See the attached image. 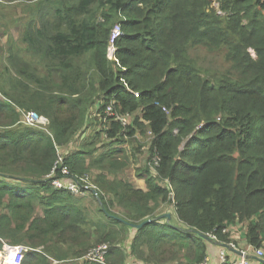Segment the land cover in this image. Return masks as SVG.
Here are the masks:
<instances>
[{"label":"trees","instance_id":"obj_1","mask_svg":"<svg viewBox=\"0 0 264 264\" xmlns=\"http://www.w3.org/2000/svg\"><path fill=\"white\" fill-rule=\"evenodd\" d=\"M34 1L20 30L28 46L12 53L0 73V251L22 244L29 247L22 264H57L109 243L106 262L84 264H124L123 244L135 230V259L198 264L208 254L202 234L236 241L224 233L233 224L246 227L253 255L264 249V0H216L222 14L213 0ZM118 22L124 36L112 60L109 38ZM192 46L223 55L224 72L199 66L200 54L189 56ZM113 100L120 114L141 110L136 126L153 133L147 190L120 175L135 163L130 154L108 152L88 162L96 141L71 149L101 114L108 116ZM20 111L49 123L22 125ZM105 131L107 140L123 144L136 133L118 121ZM60 153L70 176L58 171L54 178L67 183L96 171L93 182L107 192L93 193L96 218L53 184ZM165 211L173 222L160 218ZM148 219L154 221L141 228L129 224Z\"/></svg>","mask_w":264,"mask_h":264},{"label":"rangeland","instance_id":"obj_2","mask_svg":"<svg viewBox=\"0 0 264 264\" xmlns=\"http://www.w3.org/2000/svg\"><path fill=\"white\" fill-rule=\"evenodd\" d=\"M34 0H0V73H3L6 68V63L8 62V58L12 53L16 54V52H22L19 49L25 48L28 45L22 44L20 42L21 37V29H23L30 20L31 12H28V6L30 4H33ZM35 2V1H34ZM211 7H215L218 10V14H222V11L220 10L219 3L216 0H213V3L211 4ZM264 13V10H263ZM124 36V34H123ZM122 36V37H123ZM121 37V38H122ZM206 41H203V44H205ZM193 44V43H192ZM195 45V44H193ZM197 46V45H195ZM195 46H192L189 49V56L193 57L194 59H197V55L200 54V58H198V64L202 68L206 70V67L213 69L218 68V71L220 74L224 72L222 68H219L222 62H224L223 55H218L216 53L210 54L207 52V49L203 47V49L196 50ZM250 53L254 58H257V52L255 49H249ZM116 52V51H115ZM115 52L111 53L109 57L114 60L115 59ZM208 60H205V59ZM210 71V70H209ZM206 74V71L203 73ZM223 76V75H220ZM233 78V77H231ZM131 88V86H130ZM132 89V88H131ZM108 110V107L106 109V112ZM35 112V111H33ZM20 113L23 114L26 113L23 111H20ZM39 114V113H38ZM135 115H141V110L134 113ZM41 115V114H40ZM118 121V120H114ZM99 124L95 126H91L86 133L84 134L83 138L82 135H79L76 138V142L73 143L71 149L80 150L84 144H87L89 141L93 143L96 141L95 147L97 148L96 151H93V153L89 154L87 157V161L91 162L94 159L98 158L103 153L113 152L115 158H124L128 154H130L131 158L135 161L134 164H132L127 170L121 171L120 175L126 179L131 181V183L138 189H144L147 190V176L144 173V166L146 165V162L148 161V157L151 155L149 154L151 150L150 142H151V136L149 134L143 135L141 133V130L137 127V131L134 135H126L127 142L125 144L121 142H110L107 140V133L106 128L110 129V124L113 121H110L106 119V116L103 114L100 115V118L98 119ZM204 122H201L198 127L202 126ZM18 127V126H16ZM1 128V127H0ZM47 129V128H45ZM101 134L99 137L98 135ZM95 139H90V138ZM98 138V139H96ZM104 142L106 145L104 148L99 147L100 144ZM184 144L182 145V148H184ZM63 153V152H62ZM135 154L136 156H133ZM87 162V163H88ZM149 164V163H148ZM96 171L91 172L88 174L90 177H86L88 181L91 182L92 186H94V191L89 192L88 194H82V195H74V198L77 200H80L82 204L87 208L89 213L91 214V217H97L96 212L99 210V200L95 198L93 193H103L104 195L107 193L102 187H99L95 182H93L94 174ZM162 184H165L162 182ZM73 196V195H71ZM79 201V202H80ZM114 212L117 214L123 215L125 217L128 216L129 212L127 210H124L121 207H117L113 209ZM164 211V208L161 210V212ZM163 212L161 215L165 214ZM165 218V217H162ZM172 222V218L170 219ZM183 226V225H181ZM211 233V232H209ZM224 233H231L235 236L236 241L232 240L231 242L237 243L240 246H245V234H246V227H240V224H233L228 225L226 231ZM208 234V233H207ZM129 241V239H128ZM128 241H124L123 247L125 251L127 252L129 250L128 248ZM109 244V243H106ZM27 247V246H26ZM96 247V246H94ZM93 247V248H94ZM91 248L87 255L90 253V251L93 249ZM190 252V251H189ZM1 254V252H0ZM85 255L81 259L68 261V262H59L60 264H84L86 261ZM148 256V255H147ZM182 256H180L181 258ZM135 258V257H133ZM179 258V259H180ZM178 259V260H179ZM138 260V259H137ZM133 261L132 258L128 257L127 263ZM1 263V262H0ZM4 264V262H3ZM148 264H154V263H148Z\"/></svg>","mask_w":264,"mask_h":264},{"label":"built area","instance_id":"obj_3","mask_svg":"<svg viewBox=\"0 0 264 264\" xmlns=\"http://www.w3.org/2000/svg\"><path fill=\"white\" fill-rule=\"evenodd\" d=\"M128 2H132L133 0H127ZM123 26L120 22L116 23L111 30V35L109 38V55L118 49V41L123 36ZM116 53V52H115ZM124 84V89L128 92L133 93L135 96H139L140 92H133V89L130 88L129 83L126 79L121 80ZM115 102L112 101L111 105L108 107L106 119L110 121L118 120L125 127H133L137 131V126L134 122L135 114H120L116 111ZM49 123L47 117L38 114L37 112L30 111L28 113L23 114V118L21 121L22 125L36 127V128H44ZM151 136L150 146L152 145V137L153 133L150 131L148 133ZM155 165H158L159 158L158 155H155L153 161ZM150 163V168L156 173V168ZM58 171H61L62 174L66 176H70V169L65 163L64 155L62 153L59 154L56 165L52 171L51 177L57 174ZM53 184L56 187L67 190L71 195H82L88 194L89 192L94 191V186H92L91 182L88 181L86 177H74L73 180L64 183L60 178L56 177L53 179ZM227 229V228H226ZM224 230V232L226 231ZM210 238V241L217 245V261L212 263L211 258L207 255L201 262L198 264H264L262 262H258L253 260L254 256H258L259 258L264 257V249H253L256 252V255L252 254L251 246H240L237 243L229 242L222 243L220 242L218 235L215 232H211L208 234H204ZM110 250L109 244H101L95 248H93L90 253L85 257L86 261H98V262H106V255ZM229 250L237 252L240 257L234 258L233 255L229 252ZM29 251V247H26L22 244H8L6 243L3 246V249L0 251L2 257L4 258V264H22L25 258L26 253Z\"/></svg>","mask_w":264,"mask_h":264},{"label":"crops","instance_id":"obj_4","mask_svg":"<svg viewBox=\"0 0 264 264\" xmlns=\"http://www.w3.org/2000/svg\"><path fill=\"white\" fill-rule=\"evenodd\" d=\"M134 228V227H133ZM135 230H132L131 231V233L129 234V237H128V239L131 237V236H133V234L135 233L134 232ZM132 239L133 238H131L129 241H128V248H129V250L126 252V256H128V257H130V258H132V260L133 261H130V262H128L127 263V261L124 263V264H148V263H146V262H143L142 260H140V259H138L137 260V258L135 259V258H133L131 255H130V244H131V241H132ZM208 244H207V248H208V254L207 255H209L210 256V258H211V261H212V263H215L216 261H217V252H218V247H217V245L216 244H214L213 242H211V241H208L207 242ZM125 250V249H124ZM229 252L233 255V257L234 258H238V257H240V255L237 253V252H234V251H231V250H229ZM114 259H116V258H114ZM127 260H128V258H127ZM143 262V263H142ZM57 264H60V263H57Z\"/></svg>","mask_w":264,"mask_h":264},{"label":"water","instance_id":"obj_5","mask_svg":"<svg viewBox=\"0 0 264 264\" xmlns=\"http://www.w3.org/2000/svg\"><path fill=\"white\" fill-rule=\"evenodd\" d=\"M162 217H166V218H168V220H170L172 218V215L170 213H166V214H163L160 216V218H162ZM121 220H123V219H121ZM153 221H154V219H148V220H145L144 222H142L141 224H133V223H129V224L132 227L141 228L142 226L149 224V223H152ZM202 237L205 238L206 240L210 241V238L208 236L202 234Z\"/></svg>","mask_w":264,"mask_h":264},{"label":"bare ground","instance_id":"obj_6","mask_svg":"<svg viewBox=\"0 0 264 264\" xmlns=\"http://www.w3.org/2000/svg\"><path fill=\"white\" fill-rule=\"evenodd\" d=\"M4 258L2 257V254H0V264H3Z\"/></svg>","mask_w":264,"mask_h":264},{"label":"clouds","instance_id":"obj_7","mask_svg":"<svg viewBox=\"0 0 264 264\" xmlns=\"http://www.w3.org/2000/svg\"><path fill=\"white\" fill-rule=\"evenodd\" d=\"M134 1H136V0H133L132 2H134ZM124 31V30H123ZM124 33V32H123ZM123 83V82H122ZM124 85V84H123ZM136 97H138V96H136ZM114 101V100H113ZM203 126V125H202ZM202 126H200V127H202ZM176 132H178L177 130H176Z\"/></svg>","mask_w":264,"mask_h":264}]
</instances>
